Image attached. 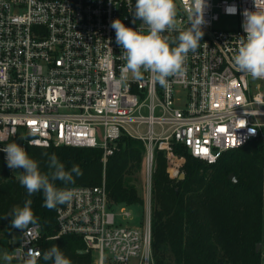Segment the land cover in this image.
Instances as JSON below:
<instances>
[{
    "label": "built area",
    "instance_id": "built-area-1",
    "mask_svg": "<svg viewBox=\"0 0 264 264\" xmlns=\"http://www.w3.org/2000/svg\"><path fill=\"white\" fill-rule=\"evenodd\" d=\"M135 3L0 0V154L6 163L2 149L16 142L26 151L98 147L105 166L122 136L138 138L146 146L149 203L156 150L164 152L170 175L179 178L187 159L179 147L214 163L252 140L264 144V79H253L234 64L246 36L243 13L256 10L254 0H205L199 47L188 53L183 75L170 77L167 88L147 72L139 81L130 74L122 79L126 62L111 22L120 19L139 29L142 21L133 23ZM259 3L264 7V0ZM175 4L177 31L164 33L170 40L195 18L194 0ZM222 17L232 24L219 26ZM103 182L69 188L76 195L58 207L57 233L48 238L81 237L84 253L93 258L89 264H155L151 206L145 224H122L118 218L132 214L116 210L122 204L111 202ZM43 238L40 225L25 235L14 232L11 250L0 249V264H26L30 248L43 254ZM38 264L48 263L41 256Z\"/></svg>",
    "mask_w": 264,
    "mask_h": 264
},
{
    "label": "trees",
    "instance_id": "trees-1",
    "mask_svg": "<svg viewBox=\"0 0 264 264\" xmlns=\"http://www.w3.org/2000/svg\"><path fill=\"white\" fill-rule=\"evenodd\" d=\"M145 151L142 140L122 136L118 149L104 166V151L98 147L27 149L42 172H47L48 157L42 155L45 152L56 154L67 171L73 165L79 166L83 174L73 173L74 183L56 181L57 187L95 186L105 181L113 204L143 207L145 198L135 180L138 173L145 172ZM178 151L187 157L183 179L170 175L163 151L155 152L151 202L155 264H264L263 141L255 139L225 151L214 163L197 159L181 147ZM231 173L236 182L230 178ZM19 175L12 173L0 154V249L10 251V240L19 230L11 226L12 217L7 215L30 199L44 234L43 252L55 245L71 263H92V255L84 253L81 237L48 238L57 233L56 215L61 205L50 210L44 206L42 192L29 196L19 183ZM258 243H262L259 251Z\"/></svg>",
    "mask_w": 264,
    "mask_h": 264
},
{
    "label": "clouds",
    "instance_id": "clouds-1",
    "mask_svg": "<svg viewBox=\"0 0 264 264\" xmlns=\"http://www.w3.org/2000/svg\"><path fill=\"white\" fill-rule=\"evenodd\" d=\"M255 11L245 10L242 37L234 64L238 71L250 74L253 79H264V7L259 0H254ZM205 0H194V20L187 30L179 31L175 39L170 40L166 32L177 31L175 0H136L134 8L135 21L141 20L139 29L126 27L120 19L111 22L115 30L116 44L122 49L121 58L126 62L122 68V79L127 80L129 74L137 81L142 80L144 73H150L160 86L167 88L169 78L183 75L184 64L188 53L195 52L202 40ZM231 11L234 13L235 8ZM147 26V31L142 30ZM2 151L6 153L7 166L10 169L22 168L19 183L29 196L42 192L44 206L54 209L57 205L70 203L76 195L75 190L59 188L56 181L64 184L74 183L73 173L82 175L78 165L70 171L65 169L56 154L47 156V172H42L39 162L31 158L24 147L16 142L8 143ZM32 201L27 200L22 207H14L7 216H11V226L21 230L24 235L39 227L38 218L31 208ZM6 216V217H7ZM50 264H71L58 248L52 246L41 254L40 251L28 249L26 264H38L41 258ZM5 261L11 257L4 255Z\"/></svg>",
    "mask_w": 264,
    "mask_h": 264
},
{
    "label": "rangeland",
    "instance_id": "rangeland-1",
    "mask_svg": "<svg viewBox=\"0 0 264 264\" xmlns=\"http://www.w3.org/2000/svg\"><path fill=\"white\" fill-rule=\"evenodd\" d=\"M232 24L230 19L222 17L220 22L218 23L219 26L223 27L225 25H229ZM21 169H15V170H11L12 173L19 175L21 172ZM135 183L139 189L140 194L145 198V207L140 206V205H133V206H126V205H120L119 207L116 205V210L120 213L122 211V209H127L131 212V217L128 219H124L122 217L118 218L122 221V224H128V225H143L145 224L147 217L148 216V208L149 205L151 206V210H152V201L148 203V201L146 200V196H147V192H148V181H147V174L146 172H141L138 173L136 176V180ZM19 236L17 235V238ZM93 259V258H92Z\"/></svg>",
    "mask_w": 264,
    "mask_h": 264
},
{
    "label": "water",
    "instance_id": "water-1",
    "mask_svg": "<svg viewBox=\"0 0 264 264\" xmlns=\"http://www.w3.org/2000/svg\"><path fill=\"white\" fill-rule=\"evenodd\" d=\"M184 177H185V173H182V174L180 175L179 178H180V179H183ZM230 178H231L234 182L237 181V178H236V176H235L234 173H231V174H230ZM261 248H262V243H258V244H257V248H256V250L259 251Z\"/></svg>",
    "mask_w": 264,
    "mask_h": 264
},
{
    "label": "snow or ice",
    "instance_id": "snow-or-ice-1",
    "mask_svg": "<svg viewBox=\"0 0 264 264\" xmlns=\"http://www.w3.org/2000/svg\"><path fill=\"white\" fill-rule=\"evenodd\" d=\"M31 123H34V122H31Z\"/></svg>",
    "mask_w": 264,
    "mask_h": 264
}]
</instances>
